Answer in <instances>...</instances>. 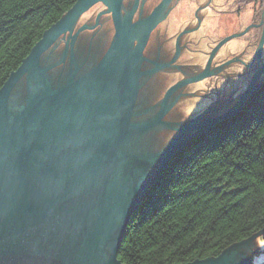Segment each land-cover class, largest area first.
Here are the masks:
<instances>
[{
  "label": "water",
  "instance_id": "obj_1",
  "mask_svg": "<svg viewBox=\"0 0 264 264\" xmlns=\"http://www.w3.org/2000/svg\"><path fill=\"white\" fill-rule=\"evenodd\" d=\"M178 1L76 0L1 85L0 264H124L117 253L128 221L166 163L208 126L238 112L264 83V63L251 59L250 46L251 61L239 60V69L255 71L231 96L227 73L238 69L232 62L246 49L238 39L228 44L219 76L208 78L210 61L185 78L159 72L175 58L151 61L144 50ZM215 1L219 12L234 0ZM257 21L259 60L264 3L249 27ZM220 22L223 37L233 21L228 15ZM246 29L224 37L211 54ZM143 61L155 66L143 70ZM151 75L159 78L158 90L149 81L140 95L142 78ZM263 231L216 256L173 264H250L264 251Z\"/></svg>",
  "mask_w": 264,
  "mask_h": 264
},
{
  "label": "trees",
  "instance_id": "obj_2",
  "mask_svg": "<svg viewBox=\"0 0 264 264\" xmlns=\"http://www.w3.org/2000/svg\"><path fill=\"white\" fill-rule=\"evenodd\" d=\"M75 2L0 0V87ZM263 226L264 85L166 163L129 219L117 257L124 264L190 262Z\"/></svg>",
  "mask_w": 264,
  "mask_h": 264
},
{
  "label": "flooded vegetation",
  "instance_id": "obj_3",
  "mask_svg": "<svg viewBox=\"0 0 264 264\" xmlns=\"http://www.w3.org/2000/svg\"><path fill=\"white\" fill-rule=\"evenodd\" d=\"M215 0H206L205 2L200 3L198 0H179L178 2H175L172 4L170 7L166 18L157 26L159 30L155 31V34L153 35V40L151 41V38L149 42H153V46L149 45V42L144 50V55L153 60H157L161 63L163 62H168L171 61L172 59L173 62L170 64V67L164 68L160 70L159 72L162 73H174L176 74V77L180 78H185L190 75H195L201 71H203L207 65V62L210 61L209 64V70L211 71L210 75L208 78H212L214 76H219L221 75L225 70V67L227 66L224 65L222 66L224 69L219 70V66L221 63H227V60L223 59V55H226V53H229L230 51H227V46L230 42H233L236 39L233 40H228L225 45L221 48L223 50V53L220 52V50L216 49L212 54V50L215 47L217 43H219L220 40H222L224 37L228 36L230 33L234 32H228L225 36H221L222 32V25L220 22V18L218 20V8L216 7L217 5ZM183 11V13H182ZM220 14V13H219ZM260 13V17H261ZM171 20H174L180 24V26L177 27H172L170 23ZM259 21V20H258ZM255 26V29H260L259 33L256 32L257 38L256 41L254 40L249 42L250 38L246 35L245 39V47L246 49L244 50L243 48L241 49L240 53H237L239 55L238 57L234 58V62H237L236 66H238V69L234 70L233 72H228L227 74L230 73V76H244L241 75V69L239 67H242L243 64L239 61L241 60L244 62V59L246 61H251L248 58H246L247 52H249V48L251 46V59L254 61L256 60L259 63V66H262L264 63V46L261 51L259 60L257 56L255 55V46H257L260 33L262 31V24ZM185 22V23H184ZM173 24V23H172ZM174 26V25H173ZM231 28L230 26L228 27ZM225 26L223 30L225 31L227 29ZM152 36V34H151ZM158 40V42H157ZM164 41L165 43L159 44L160 42ZM208 43V47H202L203 43ZM254 44V45H253ZM254 46V47H253ZM200 51V54L197 55ZM231 53V52H230ZM245 55V58H242ZM241 56V57H240ZM77 58L79 63L83 62L86 59V64L84 66H89L87 63L89 59L87 60L86 57L80 58L79 59V54H77ZM210 59V60H209ZM248 62V63H249ZM229 64V63H228ZM155 65H153L149 61H143L141 68L143 70H149L153 68ZM256 67V66H255ZM257 68V67H256ZM255 70H250L249 73L251 75L253 74ZM222 72V73H221ZM225 72V71H224ZM157 73V72H156ZM155 73V74H156ZM154 75V74H153ZM144 76L142 78V88L140 95L144 92H146V89L148 88L147 86L149 85V81H152L151 84H153L154 88H156V84L158 83L159 85V78L154 79L152 76ZM180 75V76H179ZM250 75V76H251ZM168 78V77H167ZM165 77V81H168L169 78L167 79ZM179 79V78H178ZM162 80V79H161ZM177 80V79H176ZM176 80H172L170 85L176 83ZM168 85V87L170 86ZM190 84L184 86L183 88L186 89ZM152 86V85H151ZM163 87V85L161 86ZM177 91L175 93L176 97L178 94L181 93L182 89ZM167 88L163 90V93L165 92ZM158 89L156 88V91ZM184 92L182 91V94ZM179 101V100H178ZM177 101V103H178ZM143 103V102H141ZM179 107V106H178ZM142 108L139 106V113L142 114L139 116L140 119H143L147 114L144 115V110H141Z\"/></svg>",
  "mask_w": 264,
  "mask_h": 264
},
{
  "label": "rangeland",
  "instance_id": "obj_4",
  "mask_svg": "<svg viewBox=\"0 0 264 264\" xmlns=\"http://www.w3.org/2000/svg\"><path fill=\"white\" fill-rule=\"evenodd\" d=\"M229 0H225V2H228ZM263 3H259L257 1H251L244 3L242 0H234L227 4L225 10L219 11V18L226 19L229 15L230 18L233 21V27L232 31H238L242 29L248 28L256 15V13L260 10V8L263 7ZM257 23V22H256ZM254 23L251 27H249V31L244 30L243 34L239 37H236L234 39L245 41L246 35L247 38L249 37V42L256 39V32L258 29H255V26L257 25ZM251 30V31H250ZM249 79V72L245 76H241V78H238L237 76L233 75V83L232 86L234 88V91L232 92L231 96H237L239 93H241L248 84ZM182 149V148H181ZM264 233V231H263ZM258 240L261 243H264V234H260L258 237ZM264 262V251L259 252L258 254H253L252 258L250 259V264H262Z\"/></svg>",
  "mask_w": 264,
  "mask_h": 264
},
{
  "label": "bare ground",
  "instance_id": "obj_5",
  "mask_svg": "<svg viewBox=\"0 0 264 264\" xmlns=\"http://www.w3.org/2000/svg\"><path fill=\"white\" fill-rule=\"evenodd\" d=\"M258 25H259V22H258ZM249 31V29H246V31ZM251 31V30H250ZM236 31H234V32H232V33H235ZM238 33H240V32H238ZM237 34V33H236ZM240 35H238V36H235V37H231L230 39H234V38H236V37H239ZM263 46H264V44H263ZM262 49H263V47H262ZM248 72H249V70H247L246 72H244V73H241V75H247L248 74ZM237 77L238 78H241V77H239L238 75H237ZM264 85V83L263 84H261V86H259V88L260 87H262ZM259 88H257V89H259ZM247 102V101H246ZM245 102V103H246ZM245 103H244V105H245ZM243 105V106H244ZM240 111V110H239ZM238 111V112H239ZM237 113V112H236ZM228 118V117H227ZM223 119H226V118H223ZM223 119H221V120H218V121H216L215 123H213V124H211L210 126H208V128H206L201 134H199V135H197L195 138H193L191 141H193L194 139H196L197 138V140H198V138H200V136L201 135H203L208 129H211L213 126H215V125H217L220 121H222ZM177 154V153H176ZM176 154H174L171 158H170V160L176 155ZM133 215V214H132ZM131 218V217H130ZM260 235V234H259ZM259 235H258V237H259Z\"/></svg>",
  "mask_w": 264,
  "mask_h": 264
}]
</instances>
